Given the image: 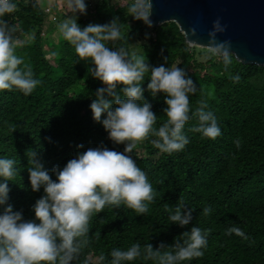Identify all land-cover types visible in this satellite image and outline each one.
Masks as SVG:
<instances>
[{
	"label": "trees",
	"instance_id": "trees-1",
	"mask_svg": "<svg viewBox=\"0 0 264 264\" xmlns=\"http://www.w3.org/2000/svg\"><path fill=\"white\" fill-rule=\"evenodd\" d=\"M93 1L85 0V13H77L76 23L80 27L104 24L115 16L121 39L108 42L109 47L145 55L150 67L163 64L183 68L196 86L188 96L190 116L203 102L216 116L220 135L215 139L201 137L191 131L196 123L191 118L182 130L188 143L181 151L160 152L152 146L150 141L156 137L151 134L137 141L128 155L146 173L153 200L140 215L123 205L106 206L93 213L85 243L72 264H107L113 248L125 250L132 243L141 248L149 243L153 250L158 244L171 245L192 226L207 230V245L202 256L181 264H264V67L241 64L231 54L225 66L222 55L189 46L174 23L151 28L133 19L129 12L132 0ZM13 2L15 9L3 19L15 29L13 37L18 46L14 54L22 59L19 67L30 68L39 84L28 95L15 89L0 90V156L15 161L16 175L7 184L6 203L20 210L22 219L29 220L33 219L30 206L42 189H30L26 150L38 153L54 180L53 166L63 167L77 151L103 146L122 152L124 145L110 142L102 126L91 118L88 105L95 90L104 85L88 75L89 61L78 59L60 34L52 36L57 29L54 20L59 24L70 15L66 0H52V6L62 9L52 20L37 0ZM141 10L147 14V7ZM89 11L95 15L91 17ZM45 16L47 28L43 27ZM200 51L213 57L198 61ZM234 75L239 77L235 82L231 79ZM147 79L145 73L140 81L142 95L156 116L153 128H158L166 120L161 111L165 107L163 94L151 97L144 90ZM120 87L117 85V90ZM234 141H239V147ZM181 201L182 212L191 208L193 217L183 227L169 224L165 212V206ZM205 205L211 209L208 216L201 214ZM233 226L246 238L226 235V229ZM123 264L153 261L138 257Z\"/></svg>",
	"mask_w": 264,
	"mask_h": 264
},
{
	"label": "clouds",
	"instance_id": "clouds-1",
	"mask_svg": "<svg viewBox=\"0 0 264 264\" xmlns=\"http://www.w3.org/2000/svg\"><path fill=\"white\" fill-rule=\"evenodd\" d=\"M70 15L57 25L60 36L72 46L78 59H87L88 75L99 80L103 87L95 90L88 105L93 122H98L113 144H123V150H110L103 146L89 147L77 151L63 165L51 169L55 179L36 151H25L27 174L32 192L42 189V194L30 206L33 219H22L20 210H13L8 200V182L16 175L15 161L0 156V264H72L79 254L83 239L88 231V221L93 213L106 206L124 207L137 215L147 211L153 200V188L146 173L136 166L128 155L137 141L149 134L156 137L150 141L160 152L170 154L181 151L188 143L183 133L187 121L195 118L191 131L201 137L215 139L220 135L217 119L201 102L200 107L189 114V94L196 86L183 68L165 67L163 64L149 66L145 55L129 53L124 47H109L108 42L121 39L119 20L113 18L104 24L76 23L77 13H85V0H66ZM148 5L146 0H135L129 7L133 19L150 25L151 21L141 9ZM13 0H0V90H17L28 95L39 84L28 67H19L22 59L14 54L18 42L14 39V26L3 17L13 12ZM43 7H46L43 5ZM49 8V7H48ZM223 28L218 21L209 32V43L213 51L222 53L225 66L230 62L227 42H217L215 35ZM148 73L145 89L151 97L163 94L162 112L165 122L153 128L156 116L142 95L140 81ZM233 82L239 79L232 76ZM117 85L121 87L117 90ZM103 117V118H102ZM239 147V141H234ZM82 145H77L81 148ZM183 202L165 206L167 221L180 227L188 225L193 217L192 209H182ZM211 209L205 205L201 214L208 216ZM234 233L244 237L237 227H228L225 234ZM182 239L171 245L132 243L127 249L113 248L107 264H123L138 257L152 260L153 264H181L202 256L207 245V230L192 226L181 233ZM164 250L161 249H168ZM104 260V257H100Z\"/></svg>",
	"mask_w": 264,
	"mask_h": 264
},
{
	"label": "water",
	"instance_id": "water-1",
	"mask_svg": "<svg viewBox=\"0 0 264 264\" xmlns=\"http://www.w3.org/2000/svg\"><path fill=\"white\" fill-rule=\"evenodd\" d=\"M151 28L172 22L189 46L213 51L209 32L218 21L217 42L244 65L264 67V0H147Z\"/></svg>",
	"mask_w": 264,
	"mask_h": 264
},
{
	"label": "rangeland",
	"instance_id": "rangeland-1",
	"mask_svg": "<svg viewBox=\"0 0 264 264\" xmlns=\"http://www.w3.org/2000/svg\"><path fill=\"white\" fill-rule=\"evenodd\" d=\"M38 1V3H39V5H40V7H41V10L43 11L44 10V8L45 7H43V4L45 3V1H47V0H37ZM64 0H61V2H63ZM93 3H94V1L93 0H91ZM51 2V3H50ZM109 2V1H108ZM48 3H49V5L48 6H46L47 8L49 7L50 8V12H46L47 14V16H49V19L50 20H52L53 19V16L54 15H60L61 13H62V9H58V8H56V6H52V0H48ZM55 4V3H54ZM90 5H92V3L90 2ZM88 14L91 16V17H93V15H95L94 13H93V11H89L88 12ZM57 15V16H58ZM47 16H45V22H44V25H43V27L44 28H47V25H48V19H47ZM57 24H58V21L57 20H54V24H53V26H57ZM59 33H58V31H57V29L54 31V33L52 34V36H53V38H55L57 35H58ZM45 49V48H44ZM199 51H197V53H198ZM201 52V51H200ZM211 57H213V55L211 54V53H207V52H201L200 53V55H199V60L198 61H202V62H204V61H207L209 58H211ZM140 151V150H139Z\"/></svg>",
	"mask_w": 264,
	"mask_h": 264
},
{
	"label": "built area",
	"instance_id": "built-area-1",
	"mask_svg": "<svg viewBox=\"0 0 264 264\" xmlns=\"http://www.w3.org/2000/svg\"><path fill=\"white\" fill-rule=\"evenodd\" d=\"M132 2L134 3L135 0H132ZM45 11H46V12H50V8L45 7L44 10H43V12L46 13ZM46 14H47V13H46ZM78 14H79V13H78Z\"/></svg>",
	"mask_w": 264,
	"mask_h": 264
},
{
	"label": "crops",
	"instance_id": "crops-1",
	"mask_svg": "<svg viewBox=\"0 0 264 264\" xmlns=\"http://www.w3.org/2000/svg\"><path fill=\"white\" fill-rule=\"evenodd\" d=\"M50 3H51V2H50ZM43 5L48 6V5H49L48 0L45 1V3H44Z\"/></svg>",
	"mask_w": 264,
	"mask_h": 264
}]
</instances>
